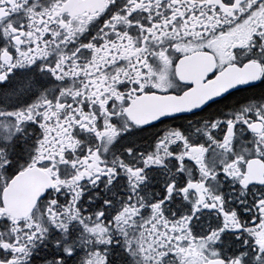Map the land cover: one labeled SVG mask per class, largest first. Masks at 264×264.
I'll return each mask as SVG.
<instances>
[{"label": "snow or ice", "instance_id": "1", "mask_svg": "<svg viewBox=\"0 0 264 264\" xmlns=\"http://www.w3.org/2000/svg\"><path fill=\"white\" fill-rule=\"evenodd\" d=\"M0 264H264V0H0Z\"/></svg>", "mask_w": 264, "mask_h": 264}]
</instances>
